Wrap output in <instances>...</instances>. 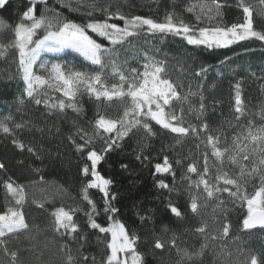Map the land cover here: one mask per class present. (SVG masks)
<instances>
[{
    "label": "snow or ice",
    "instance_id": "6c2138e0",
    "mask_svg": "<svg viewBox=\"0 0 264 264\" xmlns=\"http://www.w3.org/2000/svg\"><path fill=\"white\" fill-rule=\"evenodd\" d=\"M149 2L155 5L149 11L159 14L160 0ZM55 3L24 0L15 22L0 18V59L15 66L6 78H17L22 84V93L16 98L18 111L31 102L43 105L49 115L64 116L67 110L75 114L67 140L83 160L79 174L84 180L77 195L71 197L79 202L66 207L57 203L55 195L31 201L50 218V229L59 238L56 253L60 264H146L145 253L139 249V234L119 219L117 196L110 192L113 181L98 171L108 153L122 149L126 141L133 139L138 141L136 161L145 167V162L151 164L154 176H171V184L156 180L158 189L181 195L177 167L184 169L180 183L187 195L186 206L182 209L169 195L165 207L176 221L182 222L181 227L183 222L194 221L183 231L192 232L201 241L196 251L182 248L178 243L182 235L164 225L162 231L171 232V236L167 240L157 236L152 244L154 250H175V264H203L211 243L230 236V211L237 208L243 210L239 222L246 233L251 235L256 229L264 232V103L259 104L257 124L253 118L256 114L248 108L244 97L246 77L241 76L231 85V116L212 127L206 118L208 107L203 92L211 66H195L194 61L189 66L187 61H177L181 75L190 72L191 77L199 80L196 91L189 84L185 93L181 91L183 83H177L170 75L167 54L158 58L159 50L153 51L154 44L147 48L135 43L141 38L145 45L154 40L164 43L172 37L201 52L230 49L234 45H243L245 52L254 51L253 45L264 51V0H258V8L250 0H195L181 12L176 11L178 0H169L160 19L126 12L121 3L111 0ZM10 6V0H0V9ZM232 7L240 11L241 17L236 22H226L225 11ZM63 9L78 14L81 21L65 16ZM185 13L192 19L186 20ZM62 53L75 56L68 59L59 55ZM219 63L222 67L215 71L217 77L225 74L223 68L236 74L230 59ZM244 71L248 77L264 80V68L258 74L249 65ZM85 96L95 104L91 119H85ZM193 97L198 103H193ZM113 107L114 115L108 112ZM12 120L11 114L0 118V135L10 137L21 153L26 151L42 160V149L26 144L18 136L24 129L31 130V122ZM36 130L42 131L38 127ZM161 131L173 137L174 144L167 146L169 150L175 151V146L191 138L199 155L177 157L174 161L167 154L162 160L153 157L148 150ZM16 163L23 166L25 161L20 159ZM121 167L127 169L129 165ZM31 171L39 180L29 183L44 182L39 175L41 169L31 167ZM0 189L4 192L0 201V264H26L22 251L34 253L40 260L43 252L36 253L35 241L41 229L29 222L25 210L29 203L27 187L17 181L3 160ZM90 190L102 194L101 203L93 199ZM66 192L62 185L58 186V194ZM210 206L212 212L208 216L204 210ZM78 214L85 219L80 221ZM90 236L104 244L99 255L85 251ZM22 241H29L30 246L22 248ZM44 248H48L47 243ZM215 255L219 264H264V254L240 247L235 256L223 247Z\"/></svg>",
    "mask_w": 264,
    "mask_h": 264
},
{
    "label": "trees",
    "instance_id": "16d2710c",
    "mask_svg": "<svg viewBox=\"0 0 264 264\" xmlns=\"http://www.w3.org/2000/svg\"><path fill=\"white\" fill-rule=\"evenodd\" d=\"M101 3L105 0H100ZM112 3H121L124 10L131 11L134 14L155 16L157 19L162 17V14L169 6V0H160L159 14L150 12V8H155L149 0H111ZM195 3V0H178L176 11L181 12L183 7L188 3ZM256 6L258 0H250ZM50 3H55V0H50ZM10 7L0 9V18L15 22L19 16V12L24 8V0H10ZM55 7L60 9V5L55 3ZM64 15L81 21V17L76 13L68 12L67 9L62 10ZM241 13L235 8H229L225 11L226 22H236L240 19ZM186 20H191V16L184 14ZM98 41L99 37H95ZM6 42V40L4 41ZM103 43L107 44L106 41ZM138 47L155 48L154 52L158 51V58H163L167 54L168 67L170 75L177 83H183L182 92L188 91L189 84L193 91L197 90L198 78H193L190 75H181L177 61H187L189 66H192L193 61L195 66L204 64L211 66V71L208 73V79L203 82V92L206 98L205 102L208 107L206 118L212 127H215L224 117H230V105L232 101L231 85L236 79L241 76L246 77L244 80V97L248 108L254 115V120L259 123V104L264 103V80L258 78H251L247 76L244 71L246 67L251 66L253 71L260 73L261 68H264V51L258 45H253L254 51L245 52L243 45H234L230 49H221L215 52H201L198 49H192L191 46L185 45L178 38L168 37L164 43L159 40L151 41L149 44H143V38L135 42ZM61 56V55H60ZM74 54H67L64 57L71 59ZM63 57V56H61ZM230 59L231 67L236 68V74L231 73L230 68H223L224 75L217 77L215 71L220 69V60ZM15 66L6 63L5 60L0 59V118L11 114L13 117L12 123H23L30 121L28 129L22 130L18 133L20 139L26 144L30 143L38 150L42 149V160H37L35 157L26 151L21 153L16 149L12 143L11 138H5L0 135V160H3L7 165L9 172L17 179L18 182L24 183L27 187V195L29 203L26 205V213L29 222L38 225L41 229L37 233V240L35 241L36 253L43 252L40 260H37L36 254L22 251V259L26 264H60V257L56 253L58 247L57 241L59 238L50 229V218L44 210L38 208L31 203L33 199L41 200L45 195L49 197L55 195L57 203L64 204L66 207L78 203L79 200L73 201L71 197L77 195V190L81 186L84 178L79 174V169L82 166L83 160L72 148L67 140V135L72 129V120L74 113L67 110L64 116L49 115L48 111L43 105L36 106L28 102L25 107L18 111L16 98L22 93V84L19 79H7L8 72H14ZM55 95H59L58 93ZM83 106L86 110L85 119H91L94 116L95 104L86 96L83 98ZM193 103H198L197 99L193 97ZM115 107L108 109L109 114H115ZM223 114V115H221ZM84 120H81L83 123ZM195 122V121H194ZM35 125L36 127H33ZM42 129L37 131L36 128ZM136 139L126 141L122 149L115 152L108 153L105 160L98 165V171L108 179L113 181L110 186V192L117 196L116 206L121 209L119 219H121L126 226L135 231L140 236L139 249L145 253L146 264H175L178 259L175 250H168L167 248L162 252L161 250H154L152 247L153 241L157 236L161 239H169L171 232L164 233L162 228L167 225L170 229L177 231L182 235V240L178 241L182 248L186 247L189 251H196L200 247L201 241L192 232L185 233L183 228H190L194 221L178 222L172 217L165 205L167 204V197L172 196L174 203H179L181 208L186 206L187 195L183 192V185L180 183V173L183 168L177 167V187L180 188L181 195L176 193H167L166 190L158 189L155 182L158 179H164L171 184L172 178L168 175L154 176V169L151 164L145 162L148 166L145 167L139 161L135 160L137 152ZM173 137L163 131L159 136L152 141L151 148L148 150L153 157H162L167 154L173 161L177 158H183L191 155L196 158L199 153L195 148L194 141L188 138L182 145L175 146V151L169 150L167 146L173 145ZM163 149V151H162ZM23 159L24 165H18L17 160ZM156 161L154 160L153 163ZM187 160L185 164H187ZM121 164H128L129 167L124 169ZM41 169L39 175L44 177L43 183L35 185L29 183L31 180H39V176L31 171V167ZM186 183V182H185ZM62 185L67 192L57 193L58 186ZM41 189L46 191L42 192ZM251 190V189H250ZM91 195L97 203H101L102 194L97 190H90ZM4 192L0 189V201L3 200ZM86 206V205H85ZM46 207H51L46 205ZM2 210V208H0ZM205 214L210 216L212 212L211 206L204 210ZM243 210L235 209L230 211V220L232 222L231 234L225 240L213 242L209 250L203 258V264H219L215 253H219L221 248L233 251L236 255L238 247L251 250L257 254H264V232L256 229L252 234L246 233L239 222ZM80 221L85 218L82 214H78ZM140 216L151 217L141 221ZM100 222H104L103 217ZM238 238V239H237ZM51 241V243H49ZM236 241V243H233ZM48 244L45 249L44 245ZM30 246L29 241H22L21 247L27 248ZM85 251H90L99 255L104 251V244L99 243L95 236H90V243ZM220 259H223L221 257Z\"/></svg>",
    "mask_w": 264,
    "mask_h": 264
},
{
    "label": "rangeland",
    "instance_id": "374dc122",
    "mask_svg": "<svg viewBox=\"0 0 264 264\" xmlns=\"http://www.w3.org/2000/svg\"><path fill=\"white\" fill-rule=\"evenodd\" d=\"M67 54H69V53H62V54H59V55H61V56H65V55H67ZM50 56H51V54H49ZM75 55V54H74Z\"/></svg>",
    "mask_w": 264,
    "mask_h": 264
}]
</instances>
